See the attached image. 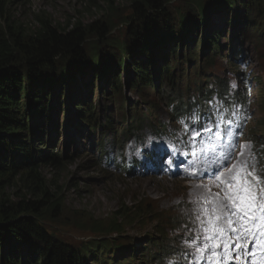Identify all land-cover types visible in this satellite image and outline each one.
<instances>
[{"label": "rangeland", "instance_id": "rangeland-1", "mask_svg": "<svg viewBox=\"0 0 264 264\" xmlns=\"http://www.w3.org/2000/svg\"><path fill=\"white\" fill-rule=\"evenodd\" d=\"M163 1L165 11L176 23L183 14L197 16L196 0ZM130 2L0 0V25L4 27L5 20L9 17L14 25L32 34L43 18L51 20L61 31H67L76 25L90 30V26L96 21H103L109 29V40L103 46L118 53L120 43L126 39ZM234 16V12L226 8L211 12L203 25H196L198 19H193L190 30L192 32L186 36L187 41L182 44L181 53L186 57V50L193 47L196 59L191 63L193 69L186 64L187 70L193 72L190 75L185 72L183 84L178 85H183L184 89L189 88L191 98H195L198 87L206 86L214 93H220L217 88L221 89L220 84L223 82V93L232 92L230 96L223 94L227 103L234 96L238 99L244 97L247 103L242 105V108L246 111V126L240 133L229 127L224 135L225 139L219 143L221 148L226 145L234 148L230 151L229 161L223 162L219 159V152L212 156V161L205 158L203 162L196 161L192 165L185 161V151L181 156L174 157L175 150L170 145L177 142L183 143L184 148L193 149L195 154L199 151L196 149V139L188 134L187 126L181 124L176 113L167 107L165 95L151 88L135 91L128 85L126 72L121 67L118 73L122 93H113L110 90L111 75L98 80V77H94L95 74L92 76L89 72L88 66H85L77 72V81L71 85L73 94L70 98L75 104L73 108L77 106V102L84 103L89 100L98 112L99 123L103 127L98 126L93 132L88 129V122H83L82 119L77 120L80 125L73 123L69 126L71 123L66 116L70 111L66 101V84L62 87L64 96L61 95L59 102H55L58 91H52L54 102H51V105L55 108L53 111L58 130L52 133L50 130V136H56L52 150L59 153L61 160L57 163H42L37 173L26 172L20 179L12 175H9V178L1 177L0 180L8 182L3 183L5 187L0 185V197L9 199L10 202L21 199L44 202L40 205V210L28 212L27 215L39 219L40 223L44 222V227L56 232L66 242L82 245L93 240L104 241L109 237L115 242L130 243L133 246L128 250L119 251L116 255H112L111 251L107 259L115 258L124 263V260L133 254L136 256L131 260L129 258L127 262L168 264L167 259H184L180 264H197L198 257L194 255V248L188 247L186 240L193 238L188 234H193L191 228L195 229L197 235H201L203 226L195 220V216L203 207H209L203 204L205 198H210L209 189L212 194L219 191L216 187V176L227 173L236 163L241 152L240 145H250L252 154L264 156V15L255 12L253 28L246 29L245 33L233 27ZM212 29L223 31L224 35L219 40L220 47H217L223 57L217 53L213 65L207 67L206 61L213 54V50H205V42L202 45L201 39L208 41L209 48H213L209 41ZM236 34L238 37L235 38ZM97 38L96 32L92 30L87 46L93 44ZM164 42L169 43V40L165 39ZM177 43L179 45V42ZM178 48L179 46L176 50ZM210 52L212 54L205 59V55ZM177 60L176 57L171 65L176 67ZM199 65L203 66L201 70L204 69L202 79L196 74L199 73ZM174 90L177 91V87ZM173 95L176 96L175 91ZM233 101L236 103L235 99ZM74 114L73 110L70 118L73 119ZM109 116L110 124L107 122ZM133 118L141 121L139 130L135 129L137 124L133 122ZM227 119L228 115L223 113L218 114L215 121L223 122ZM40 125L37 128L39 131L42 129ZM105 125L112 128L107 130L105 135H101L100 131L105 129ZM114 127H117V130H114ZM44 128H47V123ZM122 131H127L123 137ZM103 136L105 140L100 148L99 140ZM154 139L157 144L170 146L165 149V153L156 155L158 164L151 160L148 151L145 152L146 159L142 165L135 168L126 162L128 158L125 153L134 155L138 145H144ZM139 150L142 151L140 148ZM244 151L247 154L248 149ZM201 158L197 155L198 160ZM259 167L263 176L264 168L261 165ZM135 169L141 176L134 174ZM34 174L40 176L41 180L35 182L30 177ZM147 205L150 212L143 215ZM136 207L140 211L135 210ZM116 212L121 215L116 216ZM202 217L205 221L208 220L207 217ZM114 218L120 223L112 226H118L122 232L115 230L106 234L105 230ZM142 251H146V258L140 256ZM157 251V258L151 259ZM148 258L151 260L148 261ZM112 260L107 264H112ZM198 264L210 262L203 263L199 260Z\"/></svg>", "mask_w": 264, "mask_h": 264}, {"label": "trees", "instance_id": "trees-1", "mask_svg": "<svg viewBox=\"0 0 264 264\" xmlns=\"http://www.w3.org/2000/svg\"><path fill=\"white\" fill-rule=\"evenodd\" d=\"M130 1L126 39L120 43L118 53L103 46L109 40V29L103 21H96L90 26V30L76 25L67 31H61L51 20L43 18L32 34L14 25L9 17L6 18L4 27L0 25V178L12 175L20 179L26 172L37 173L42 163H57L61 160L59 153L52 150L56 136L52 138L50 135L58 130V122L53 111L55 108L51 105L54 102L51 93L58 91L55 102H59L61 95L64 96L62 87L65 84L66 101L70 108V113H66L68 122L76 125L79 124L78 119L87 121L89 130L93 132L98 126L103 127L99 123L98 112L89 100L84 103L79 101L73 108L75 104L70 98L73 94L71 85L77 81V72L85 66H88L89 72L92 76L95 74L94 77H98V80L111 75L110 90L116 94L122 93L118 69L123 68L127 83L132 89H154L165 95L167 107L172 112L181 115L190 106V101L186 102L184 99L185 91L189 93L190 90L187 88L184 91L183 85H178L183 84L185 72H193L187 70L186 64L191 67L196 54L194 48L190 47L186 50L188 55L185 57L176 48L177 42L181 46L186 43V36L192 32L193 19H198L196 25H203L211 12L230 8L235 14L232 18L233 27L245 33L246 29L253 28L255 12L264 15V0H196L197 16L183 14L176 23L165 11L163 0ZM92 30L98 38L87 46ZM212 31L209 41L213 48H209L208 41L201 39L202 45L205 42V50H213V54L210 52L205 55L206 59L212 54L208 63L215 60L214 57L219 53V40L224 35L223 31ZM165 39L169 43L164 42ZM176 57L178 60L174 67L171 64ZM202 67L200 65L199 73L196 74L202 75ZM176 87L177 91L174 90ZM73 110L75 114L72 119L70 115ZM135 118V129L139 130L141 121ZM107 122L111 123L110 116ZM39 124L42 128L40 131L37 129ZM111 128L112 126L105 125V129ZM113 129L117 130V127ZM126 133L127 131H122V137ZM30 177L35 182L41 180L35 174ZM5 181L7 180L1 179L0 185ZM1 186L5 187L4 184ZM48 195L47 192L46 196ZM43 203L32 199L10 202L9 199L0 197V264H107L112 260L107 259L111 251L112 255H116L119 251L133 247L130 243L122 244L109 237L104 241L93 240L82 245L66 242L56 232L44 227V222L40 223L39 219L27 215L28 212L40 210ZM149 208L148 205L145 207L146 210L143 211L146 213L143 215L150 212L147 210ZM135 210L140 211L137 207ZM119 213L116 212V216L121 215ZM116 218L108 224L106 234L115 230L122 232L118 226H112L119 225ZM140 256L147 257L145 251ZM112 264L125 263L114 258Z\"/></svg>", "mask_w": 264, "mask_h": 264}, {"label": "snow or ice", "instance_id": "snow-or-ice-1", "mask_svg": "<svg viewBox=\"0 0 264 264\" xmlns=\"http://www.w3.org/2000/svg\"><path fill=\"white\" fill-rule=\"evenodd\" d=\"M205 131L210 129L205 128ZM225 147L231 148V145ZM240 148L232 168L216 176L219 191L212 194L209 189L210 198L203 200L211 211L209 207H203L195 216L203 226L201 235H194L186 243L194 248L198 261L207 259L210 264H227L235 260L236 264H264V182L256 171V157L250 145H240ZM230 156L231 152L225 153V159ZM202 216L210 219L205 221ZM246 241L252 242L251 248Z\"/></svg>", "mask_w": 264, "mask_h": 264}, {"label": "bare ground", "instance_id": "bare-ground-1", "mask_svg": "<svg viewBox=\"0 0 264 264\" xmlns=\"http://www.w3.org/2000/svg\"><path fill=\"white\" fill-rule=\"evenodd\" d=\"M233 39H234V38H233ZM180 51H181V50H180ZM181 52H182V51H181ZM212 57H213V56H212ZM221 57H223V54L221 55ZM214 58H217V57H214ZM209 59H210V57L208 58V60H209ZM208 60H207V61H208ZM207 61H206V62H207ZM229 64H230V63H229ZM202 78H203V76H202ZM202 78H201V79H202ZM218 81H219V79H218ZM181 82H182V81H181ZM215 82H217V81H215ZM215 82H214V83H215ZM218 83H219V82H218ZM222 83H223V82H222ZM223 84H224V83H223ZM216 85H217V84H216ZM216 85H215V86H216ZM220 85H221V84H220ZM217 87H218V86H217ZM220 87H221V86H220ZM218 88H219V87H218ZM216 91H217V90H216ZM86 122H87V121H86ZM72 124H73V123H71L69 126H71ZM88 126H89V125H88ZM88 129H89V128H88ZM108 130H109V129H108ZM88 131H89V130H88ZM106 131H107V129H104L103 131H100V132H101V135H102V134L105 135ZM103 138H104V136L101 137L100 140H99V147H100V148L103 146V140H105V138H104V139H103ZM100 152H101V151H100ZM101 153H103V152H101ZM134 174H135L136 176H138V175L141 176V174H140L139 172H134ZM188 257L190 258V256H188ZM183 260H184V259H183Z\"/></svg>", "mask_w": 264, "mask_h": 264}]
</instances>
